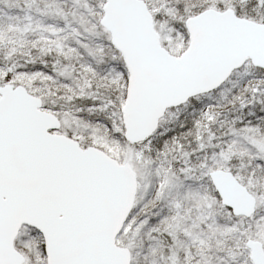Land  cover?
<instances>
[{"label":"snow or ice","instance_id":"snow-or-ice-1","mask_svg":"<svg viewBox=\"0 0 264 264\" xmlns=\"http://www.w3.org/2000/svg\"><path fill=\"white\" fill-rule=\"evenodd\" d=\"M0 264H264V0H0Z\"/></svg>","mask_w":264,"mask_h":264}]
</instances>
